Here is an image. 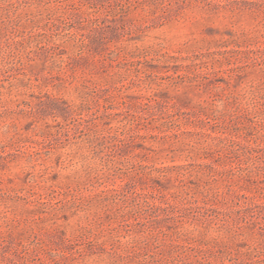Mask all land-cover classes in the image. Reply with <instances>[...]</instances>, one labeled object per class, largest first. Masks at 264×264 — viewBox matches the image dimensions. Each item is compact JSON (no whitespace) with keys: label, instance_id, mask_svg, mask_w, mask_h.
<instances>
[{"label":"rangeland","instance_id":"1","mask_svg":"<svg viewBox=\"0 0 264 264\" xmlns=\"http://www.w3.org/2000/svg\"><path fill=\"white\" fill-rule=\"evenodd\" d=\"M0 264H264V0H0Z\"/></svg>","mask_w":264,"mask_h":264}]
</instances>
